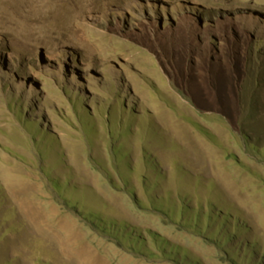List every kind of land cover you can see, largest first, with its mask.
I'll list each match as a JSON object with an SVG mask.
<instances>
[{
  "label": "rangeland",
  "instance_id": "obj_1",
  "mask_svg": "<svg viewBox=\"0 0 264 264\" xmlns=\"http://www.w3.org/2000/svg\"><path fill=\"white\" fill-rule=\"evenodd\" d=\"M181 206L264 264V0H0V264H232Z\"/></svg>",
  "mask_w": 264,
  "mask_h": 264
},
{
  "label": "trees",
  "instance_id": "obj_2",
  "mask_svg": "<svg viewBox=\"0 0 264 264\" xmlns=\"http://www.w3.org/2000/svg\"><path fill=\"white\" fill-rule=\"evenodd\" d=\"M154 209L158 212H162L160 211V209H157L154 207ZM192 209L191 207H180V211H179V221H175L172 219V216H169L167 213H161L163 215V217L168 218L169 221L171 222H175L180 228L186 230L188 233L192 234V235H196V236H200L201 238L208 240L210 242H212L217 248H219L221 251L226 252L227 251L225 249V245L223 244L225 241L236 238V235L240 234L238 231L235 232V234H229L224 242L220 243L218 238V233L220 232V229H218L216 227V225H221V227H223L225 225L224 221H221V223H216L214 220H210L209 217L206 218V226H204L203 229H201V219L200 216L198 215V213L194 212L195 214H193V216H188V218L186 219V212H190ZM208 213H210V210L208 208ZM173 214V213H172ZM222 219H225L224 216L221 217ZM214 221V222H213ZM224 222V223H223ZM90 224H92V226L98 231L100 230L103 234H108V236H110L111 238H114V240H116L118 242L119 245L125 247L129 252L136 254L138 256L144 257L146 259H153V258H158L159 260H161L162 262H170L172 264H185L184 261L181 259L179 260L178 258H176L177 254L176 253H170L167 252L164 247L165 244L162 242L160 243H155L156 245H153V248L156 249L159 252V255H157V253H155L153 251L152 248L150 247H146L145 245V238L142 236V233L139 232H135L134 229L130 235L129 233V240L127 239V241L125 239H121L119 237V235H116V232H109V231H105L104 228L99 227L96 223V221L94 220H90L89 221ZM217 229V230H216ZM99 231V232H100ZM135 232V233H134ZM209 234V235H208ZM211 236H216V238L211 237ZM221 244V245H220ZM174 249L176 250L177 247H174ZM185 251H182V253H184ZM228 256V254H227ZM229 258V256H228ZM230 262L232 264L234 263V260L231 258H229ZM186 264H199V262H194V263H186Z\"/></svg>",
  "mask_w": 264,
  "mask_h": 264
},
{
  "label": "bare ground",
  "instance_id": "obj_3",
  "mask_svg": "<svg viewBox=\"0 0 264 264\" xmlns=\"http://www.w3.org/2000/svg\"><path fill=\"white\" fill-rule=\"evenodd\" d=\"M148 15V14H147Z\"/></svg>",
  "mask_w": 264,
  "mask_h": 264
}]
</instances>
